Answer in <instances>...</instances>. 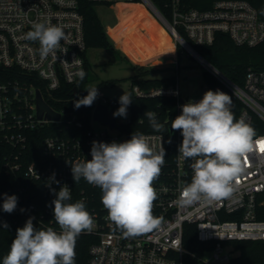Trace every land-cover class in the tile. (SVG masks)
<instances>
[{"label":"built area","instance_id":"2783aa9c","mask_svg":"<svg viewBox=\"0 0 264 264\" xmlns=\"http://www.w3.org/2000/svg\"><path fill=\"white\" fill-rule=\"evenodd\" d=\"M106 4L143 2L173 35L181 51L187 50L203 67L207 90H220L232 96L231 111L236 119H244L264 137V69L249 67L240 84L217 65L200 54L194 45L213 43L217 32H225L238 44L255 45L264 40V0H96ZM34 23L60 26L66 39L47 57L40 54L38 41L27 38ZM87 43L84 15L79 0H0V139L12 148L4 158L2 173L14 177V185L0 190V218L12 223L33 224L60 231L54 220L52 201L56 192L67 185L71 201L82 200L92 214V231L82 233L75 246V264H226L235 254L234 240H264V219L257 216V195L264 192V150H255L242 159L243 171L236 178L235 191L211 204L178 203L179 190L191 182L193 160L179 156L182 135L171 129V122L181 114V105L198 102L202 96L181 94L178 82L172 85L132 86L138 97L173 96V115H167L162 132H140L149 138L157 150L165 149V164L154 182L158 198L153 215L162 218L161 225L150 233L125 237L108 218L101 203L102 191L83 178L76 183L71 165L91 159L92 142H124L131 137L125 126L131 122V104L127 116L115 117L116 129H95L90 123L98 103L108 106L113 114L118 100L98 94L91 112H78L66 105L70 99L55 97L63 85L72 87L73 94L81 92L79 73H87ZM179 68V57L176 60ZM26 76V77H24ZM32 78L42 82L47 95L63 102L58 119L37 114L36 90ZM74 87H77L74 93ZM41 90V89H40ZM206 90V91H207ZM42 92V90H41ZM44 97V94L42 92ZM45 99V97H44ZM46 100V99H45ZM94 117V116H93ZM171 119V122H170ZM44 137L41 153L33 154V139L41 128ZM34 158L27 162L29 156ZM53 173L57 183H50ZM50 184V186H49ZM5 194L15 195L17 207L12 213L2 209ZM233 214L234 217L227 216ZM195 230L197 244L184 242L185 234ZM87 240V257L79 256L80 245Z\"/></svg>","mask_w":264,"mask_h":264},{"label":"clouds","instance_id":"9594fccd","mask_svg":"<svg viewBox=\"0 0 264 264\" xmlns=\"http://www.w3.org/2000/svg\"><path fill=\"white\" fill-rule=\"evenodd\" d=\"M27 38L38 41L40 54H53L66 39L60 26L34 23ZM81 71L79 76L84 78ZM87 95L74 102L75 108L91 106L98 96L97 87L87 90ZM132 98L123 94L114 117L127 116ZM232 96L216 90H207L198 102L181 105V114L171 122V129L180 131L183 139L178 148L179 156L193 160L191 182L179 190L178 203L190 206L195 203L211 204L235 191L234 182L243 171L242 159L264 142L256 130L244 119H236L231 111ZM145 117L155 132H162L164 125L156 114L146 111ZM165 149L157 150L143 133L133 132L124 142H92L91 159L76 161L71 165L74 182L83 178L88 184L102 191L101 203L108 218L125 237H137L157 229L162 218L153 215L158 198L154 182L165 164ZM57 183L53 173L50 183ZM50 186V184H49ZM55 199L54 220L60 231L52 227L38 228L29 218L17 228L3 264H75L77 238L90 232L94 226L92 214L82 200L71 201L70 188L52 189ZM18 198L5 194L2 209L12 213ZM7 228L6 223L3 224Z\"/></svg>","mask_w":264,"mask_h":264},{"label":"trees","instance_id":"16d2710c","mask_svg":"<svg viewBox=\"0 0 264 264\" xmlns=\"http://www.w3.org/2000/svg\"><path fill=\"white\" fill-rule=\"evenodd\" d=\"M99 1L96 0H79L80 11L84 15V24H85V37L87 48L90 45H102L110 50L113 49V46L107 38V34L104 26L101 23L100 17L96 10V4ZM125 7V5H120ZM131 8L132 11L124 12L122 14V21L125 23L129 31L132 32L134 22L131 25L130 22L134 19L135 12L140 8L137 4H131L127 6ZM133 42V38H129L128 41L119 40V45L128 44ZM197 51L206 57L208 60L217 65L221 70L228 74L236 82L242 84L245 73L249 67L254 69H264V40L255 44H238L225 32H217L213 43L203 44V45H194ZM181 45L177 43V53L180 57ZM87 61V73L84 79L78 85V89H81V92L73 94L71 91L72 87L64 84L62 88L63 91L55 92V97H62L64 99H70L66 103L69 109H77L74 106V102L86 96L87 90L84 88V83L89 79V67L90 63ZM138 73L142 75H148L149 72L153 69L152 67H147L144 65H135ZM26 77V76H24ZM33 82L39 87L46 99V101L53 107L60 109L63 102L56 101L53 97L47 95L45 88L41 81L33 79ZM137 82L142 87H152V86H161V85H172L175 83L174 77H150L144 76ZM131 102V122L125 126V130L128 135L131 137L133 132H149L154 131L150 125L148 119L145 117L146 111H152L156 114V119L159 123L166 126V117L167 115H173L174 108L176 105V100L173 96L169 95H157L150 97H138L132 94ZM94 104V102H93ZM91 106H81L78 112L85 111L87 114L91 112L93 107ZM171 122V119H170ZM49 132L43 127L37 131L35 134V139H33V154L38 156L41 153V148L43 144L44 137ZM12 148L4 144L0 139V190L6 189L8 185H14V177L2 173V163L4 158L11 152ZM34 158V156H29L26 161L29 162ZM257 216L260 219H264V192H261L257 195V207H256ZM228 218L234 217L233 214L227 216ZM8 225L7 228L3 227V224ZM25 223H12L9 221L2 220L0 218V264H3V258L8 253L12 240L15 238L17 228L23 227ZM38 228H44L42 226L35 225ZM184 242L187 246L193 247L197 244V239L195 238V230L193 227L190 232L185 234ZM232 246L235 254L231 260L226 264H264V240H234L228 242ZM87 240H83L80 245L79 256L82 258L87 257Z\"/></svg>","mask_w":264,"mask_h":264},{"label":"rangeland","instance_id":"374dc122","mask_svg":"<svg viewBox=\"0 0 264 264\" xmlns=\"http://www.w3.org/2000/svg\"><path fill=\"white\" fill-rule=\"evenodd\" d=\"M120 5L128 4H106L103 2L96 4V10L113 49L110 50L102 45H90L87 48L90 67L89 79L84 83V88L97 87L98 94L119 101L124 93L132 97L133 84L144 76L174 77L183 96H202L207 90L203 67L187 50H183L180 52L179 68L177 69L176 41L156 13L143 2H137L140 8L135 12L134 19L130 22V24L134 22L131 32L120 15L124 13L121 9L126 10L127 13L132 9ZM131 37L133 42L119 45L121 48L118 47V40L128 41ZM154 39L159 43L158 45L153 43ZM143 47L148 50L144 61L150 60L151 64L147 67L153 68L148 75L138 73L134 62L136 53ZM90 123L95 129H108L112 133L118 132L96 120L93 115Z\"/></svg>","mask_w":264,"mask_h":264},{"label":"water","instance_id":"95a60500","mask_svg":"<svg viewBox=\"0 0 264 264\" xmlns=\"http://www.w3.org/2000/svg\"><path fill=\"white\" fill-rule=\"evenodd\" d=\"M74 93L77 91V87H74ZM36 102H37V114L39 117H45L47 119H58L60 113L55 111L51 105L44 99L40 89L36 90ZM94 118L100 119L111 125L116 124L115 117L111 113L107 105L98 103L93 111Z\"/></svg>","mask_w":264,"mask_h":264},{"label":"crops","instance_id":"0c3cea01","mask_svg":"<svg viewBox=\"0 0 264 264\" xmlns=\"http://www.w3.org/2000/svg\"><path fill=\"white\" fill-rule=\"evenodd\" d=\"M114 4H128V5H131V4H137V3H125V2H119V3H114ZM128 5H125V6H128ZM121 14H123V13H121ZM120 18H122V15H120ZM131 25H132V23H131ZM118 42H119V40L117 41V45H118V47L121 48V46H119ZM153 43L156 44V45L159 44V43L156 41V39H154V42H153ZM172 44H173V43H172ZM143 48H144V47H143ZM86 55H87V53H86ZM149 61H150V60H148V61H144V62H140V61H134V62H135L136 64H138V65H144V66H147V65L151 64Z\"/></svg>","mask_w":264,"mask_h":264},{"label":"bare ground","instance_id":"6f19581e","mask_svg":"<svg viewBox=\"0 0 264 264\" xmlns=\"http://www.w3.org/2000/svg\"><path fill=\"white\" fill-rule=\"evenodd\" d=\"M147 53H148V50H147V48H141L140 50H139V52H137L136 53V55H135V61H140V62H144V59H145V57H146V55H147Z\"/></svg>","mask_w":264,"mask_h":264},{"label":"snow or ice","instance_id":"6c2138e0","mask_svg":"<svg viewBox=\"0 0 264 264\" xmlns=\"http://www.w3.org/2000/svg\"><path fill=\"white\" fill-rule=\"evenodd\" d=\"M261 148H262V150H264V142H262Z\"/></svg>","mask_w":264,"mask_h":264}]
</instances>
